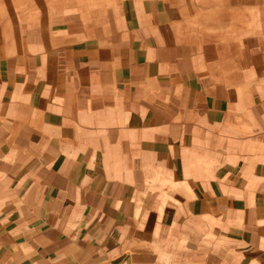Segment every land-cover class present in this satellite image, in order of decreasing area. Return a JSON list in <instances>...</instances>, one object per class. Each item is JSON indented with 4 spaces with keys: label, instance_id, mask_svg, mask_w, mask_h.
Segmentation results:
<instances>
[{
    "label": "crops",
    "instance_id": "obj_1",
    "mask_svg": "<svg viewBox=\"0 0 264 264\" xmlns=\"http://www.w3.org/2000/svg\"><path fill=\"white\" fill-rule=\"evenodd\" d=\"M38 1L0 0V264H264V73L177 0Z\"/></svg>",
    "mask_w": 264,
    "mask_h": 264
},
{
    "label": "rangeland",
    "instance_id": "obj_2",
    "mask_svg": "<svg viewBox=\"0 0 264 264\" xmlns=\"http://www.w3.org/2000/svg\"><path fill=\"white\" fill-rule=\"evenodd\" d=\"M122 0H77V11L83 19L104 9L115 11ZM50 11L64 0H42ZM182 6L194 11L191 25H197L198 14L206 18L203 32L223 44V54L233 55L237 62L228 64L232 71L243 74L241 82L248 89L256 82L257 75L264 73V0H177ZM38 0H25V27L40 17ZM75 3V2H74ZM75 6V5H74ZM226 46V47H225ZM225 52V53H224ZM249 73V74H248ZM252 73V74H250Z\"/></svg>",
    "mask_w": 264,
    "mask_h": 264
}]
</instances>
